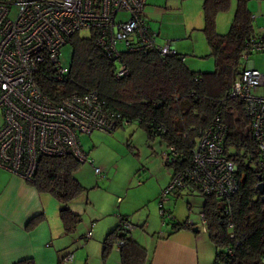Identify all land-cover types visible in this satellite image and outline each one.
I'll list each match as a JSON object with an SVG mask.
<instances>
[{
    "label": "trees",
    "instance_id": "trees-1",
    "mask_svg": "<svg viewBox=\"0 0 264 264\" xmlns=\"http://www.w3.org/2000/svg\"><path fill=\"white\" fill-rule=\"evenodd\" d=\"M230 1L204 0L202 3L204 25L201 29L215 62L211 73L189 69L185 66V58H181L184 54L177 50L166 56L158 55L155 50H121L115 58L97 45L93 31H86L87 36L76 31L67 42L72 46V55L62 82L54 79L49 62L40 66L36 79L41 90L50 95L57 92L55 87L60 84L68 92L95 89L106 99L107 105L121 115L120 118L137 122L151 139L159 136L164 150L175 146L178 152L175 160L164 159L165 165L172 168V174L187 166L199 132L217 117L225 126L223 150L236 165L233 174L238 188L227 205L221 197L207 196L198 188L187 186L195 188L203 197L200 213L204 214L205 231L215 248L213 264H264V188L261 190L258 185L264 183V173L258 167L257 144L250 132V118L244 104L229 94L241 68V51L248 38L256 33L252 27L254 16L248 0H236L228 32L218 34L215 15L225 12ZM118 59L124 62L128 71L116 77ZM37 158L29 182L61 203L59 218L63 230L71 233L81 217L67 204L86 189L74 175L82 162L69 154ZM227 206L230 214L225 211ZM168 212V217L160 214L162 222L170 224L168 235L184 227L193 231L196 227V232L200 231V226L191 225L188 217L176 221L170 209ZM119 216L120 220L131 223L127 216ZM38 218H31L29 223H35ZM120 220L104 239L105 251L119 240L122 242L118 251L120 264H143L146 262L145 248L129 235L131 231H118ZM16 264H34V261L26 258Z\"/></svg>",
    "mask_w": 264,
    "mask_h": 264
},
{
    "label": "built area",
    "instance_id": "built-area-1",
    "mask_svg": "<svg viewBox=\"0 0 264 264\" xmlns=\"http://www.w3.org/2000/svg\"><path fill=\"white\" fill-rule=\"evenodd\" d=\"M145 4L146 0H0L2 169L30 180L37 157L42 154H72L81 162H93L79 144L78 134H89L92 130L111 132L119 123H128L95 89L68 92L60 84L55 87L57 92L50 95L41 90L36 75L40 66L49 62L54 79L62 82L67 71L58 59L60 48L73 33L81 30L93 31L97 45L115 58L121 50H155L160 56L174 53V40L166 39L162 45L155 43L157 34L147 22ZM120 13L127 18H118ZM248 39L241 51V61L243 58L248 61L240 62L241 68L229 94L244 104L250 118V132L257 144L258 167L264 173V71L255 67L254 60L248 59L252 52L264 53V31ZM117 62L116 77L125 75L127 66L119 59ZM223 125L215 117L199 132L189 163L176 170L162 188L159 214L170 216L163 203L171 192L187 185L207 196L221 197L229 205L238 183L233 174L236 165L223 150ZM161 153L169 162L178 156L173 145ZM94 168L96 175L103 176L99 167ZM229 210L227 206L225 211ZM120 221V233L134 228L128 220ZM229 221L232 222L231 217ZM204 223V214L200 213L198 224L205 230ZM86 236H91V230ZM121 244L115 241L112 248L119 250ZM72 259L73 254L68 253L59 264Z\"/></svg>",
    "mask_w": 264,
    "mask_h": 264
},
{
    "label": "rangeland",
    "instance_id": "rangeland-1",
    "mask_svg": "<svg viewBox=\"0 0 264 264\" xmlns=\"http://www.w3.org/2000/svg\"><path fill=\"white\" fill-rule=\"evenodd\" d=\"M203 1L146 0L144 13L151 31L157 34L155 43L162 45L166 39L174 40V47L185 56V66L193 71L211 73L215 69V62L209 53V46L201 29L204 25ZM235 2L236 0H231L225 12L215 15V28L218 34L228 32L236 9ZM248 7L252 14L256 15L252 23L254 31L256 33L264 31V14H262L264 0H248ZM118 18H127V15L120 13ZM79 34L87 36L88 32L81 30ZM71 55L70 44L61 46L58 59L66 70L70 65ZM248 59L254 60L255 67L264 71V53L252 52ZM247 61L243 58L241 64ZM2 122L0 111V126ZM78 140L83 150L88 152L87 156L93 161L82 162L74 173L77 181L86 187L85 191L78 195L80 203L83 202L86 207L81 216L80 228L85 226V231L89 230L91 217L97 213V210L110 208L117 220L119 213L128 212L135 224L145 223L144 228L134 225L131 232L144 229L145 232L155 235L170 229L169 224L162 222L159 214L158 201L162 188H165L169 182L168 176L171 172V168L165 165L161 153L165 145L159 136L151 139L137 122H128L116 126L111 132L92 130L89 134L79 133ZM94 167H99L103 176L96 175ZM168 198L169 200L164 202L165 208L172 209V213L178 218L188 216L189 221L200 226L199 234L209 238L207 232L198 224L200 205L203 202V197L199 193L195 192L193 195L183 193L179 197L171 194ZM187 201L191 202V210L187 208ZM85 237L90 238L86 234ZM209 249L212 257L210 261L213 264L215 248ZM68 253L72 254V252Z\"/></svg>",
    "mask_w": 264,
    "mask_h": 264
},
{
    "label": "crops",
    "instance_id": "crops-1",
    "mask_svg": "<svg viewBox=\"0 0 264 264\" xmlns=\"http://www.w3.org/2000/svg\"><path fill=\"white\" fill-rule=\"evenodd\" d=\"M255 18L256 15L253 20ZM170 175L172 168L168 180ZM29 181L0 167V264H16L26 258H31L34 264H59L63 255L68 252H72L73 259L64 264L121 263L118 250L104 249V239L118 223L110 208L99 209L91 217V236L86 238L88 230L85 231V226H79L86 207L83 202L80 203L78 196L75 197L67 205L74 213L80 215L81 220L71 233H66L59 218L61 203L52 194L38 190ZM191 187L180 188L169 195H193L196 191ZM168 196L165 201L169 200ZM187 203L191 206L190 209L187 208L191 210V202ZM202 204L203 202L200 211ZM170 210L172 212V209ZM119 214L127 216L136 226L145 224H135L128 212ZM36 216H39L37 221L30 224L31 218ZM173 216L176 221H183L188 217L181 219L174 214ZM168 231L155 235L145 232L144 229L130 232L129 235L145 248L146 262L143 264H212L209 248L214 245L209 238L200 235V231L185 227L169 235Z\"/></svg>",
    "mask_w": 264,
    "mask_h": 264
},
{
    "label": "water",
    "instance_id": "water-1",
    "mask_svg": "<svg viewBox=\"0 0 264 264\" xmlns=\"http://www.w3.org/2000/svg\"><path fill=\"white\" fill-rule=\"evenodd\" d=\"M262 184H264V183H260V184H258L261 190H262V188H264V185H262ZM194 229H195V231L197 230L196 227H194Z\"/></svg>",
    "mask_w": 264,
    "mask_h": 264
}]
</instances>
